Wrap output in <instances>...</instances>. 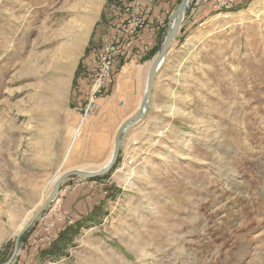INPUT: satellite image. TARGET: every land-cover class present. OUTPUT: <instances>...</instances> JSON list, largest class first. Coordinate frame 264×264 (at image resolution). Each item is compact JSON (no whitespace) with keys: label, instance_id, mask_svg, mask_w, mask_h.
Instances as JSON below:
<instances>
[{"label":"rangeland","instance_id":"obj_1","mask_svg":"<svg viewBox=\"0 0 264 264\" xmlns=\"http://www.w3.org/2000/svg\"><path fill=\"white\" fill-rule=\"evenodd\" d=\"M133 1L0 0V222L35 214L65 162L96 171L109 159L121 125L94 130L108 124L99 115L131 118L145 93L140 64L122 69L130 53L84 115L101 44ZM221 2L187 5L185 19L202 15L171 48L153 107L114 168L62 184L45 214L51 229L56 216L66 229L54 234L38 219L26 232L58 255L45 264H264V0ZM125 85L133 106L123 107ZM73 194L97 206L58 213Z\"/></svg>","mask_w":264,"mask_h":264},{"label":"crops","instance_id":"obj_2","mask_svg":"<svg viewBox=\"0 0 264 264\" xmlns=\"http://www.w3.org/2000/svg\"><path fill=\"white\" fill-rule=\"evenodd\" d=\"M120 1L121 0H119V2ZM126 1L127 0H125V2ZM125 2L123 4L120 2V4L125 5ZM176 3H177L176 0H155V3L152 4L150 8L148 7L145 10L144 14H145L146 19L148 20L149 24L145 29H142L139 32V34L137 35V37L134 39L133 48L130 52V55L123 60V64H122L123 70H126V72H128L129 69H131L129 67L130 65L132 67L133 65L138 63V64H140L138 66H140L142 68V71L139 73L141 75L140 79L143 80L145 78L146 79L148 78V75H149L148 73L150 72L151 65H152L155 57L157 56V54L160 52L162 45H163V42L165 40V37L167 35L168 29H169V25H167V24H168V21L171 19V16L173 15L174 11L177 8ZM200 14H201V12H196L194 14H192L191 12L187 13L186 19L182 23L180 31L177 34L176 39L172 43L170 50L172 47L177 46L179 43L182 42L183 36L192 27V25L195 23V20L200 17ZM121 22H122L121 19L116 21V23L114 25L116 27H114L112 29L113 30L112 33H110L111 31L109 32L111 35L108 34L109 37L107 36L108 38L105 41H107V40L112 41V39L115 38V36L117 35V28L120 24H122ZM164 22H166L165 27L162 25V23H164ZM105 41H103V42H105ZM101 45H103V44H101ZM170 50H169V52H170ZM169 52L166 56V59L169 56ZM123 58H121V59H123ZM88 61L90 62V60H88ZM125 67L127 69H125ZM130 71H131V73H130L131 77L133 75H135V73L132 70H130ZM121 77H123L122 73L118 76V79H120ZM130 86L131 85H125V87L123 89H121L123 91V93H125L127 95L125 102L123 101V105H124L123 107L127 106V103L130 106L134 105L135 98L133 97V94L130 91L131 90ZM117 87L119 89V84L117 85ZM145 90H146V87H145ZM153 103H155L154 100H153ZM151 107H153V104H151ZM130 115H131L130 112L129 113L125 112L124 109H121V111H117L116 113L108 114V116L105 113H102V115L100 114L99 116L100 117L101 116L107 117L108 124H106V123L102 124V123L98 122L97 125L95 126L94 130L96 129V130L100 131L103 128V129H105V131H107L109 134H111L113 132V128L115 126L117 127L118 125L120 126L125 121H127L130 118ZM79 118H78V120H79ZM134 128L135 127H133L127 134V135H130V138H132V130H134ZM129 145L127 144V148ZM122 151H123V147L121 148L120 154L122 153ZM105 156L106 155L104 154L103 157H105ZM87 192H89V191H87ZM77 195L78 194L66 196V200L63 198V206L58 213H62L63 215H66V216L69 215L70 216L75 211H73L72 209H69V208L74 207L76 210L82 212L83 211L82 209L85 208L86 205H89L91 207V210L94 209V206H97V205H94L93 202L91 203L89 198L87 199V201L86 200L81 201L80 203L76 204L75 199L78 197ZM38 196H39L38 193L32 194V197H33L32 204L33 205L35 204V200L37 199ZM70 197H71V199H70ZM66 203H68V207H66V205H65ZM87 212H89V211H87ZM23 217H24V214L19 213L18 216H16L15 220L10 222V225L7 223H3L2 221L0 222V263L1 264L3 263V261H4L3 258L7 255V253H9V251H13V249H14L13 243H14L17 235H18V233H16L15 228H17V226H18L17 224H19L21 222V219ZM51 221L54 224L52 229H51L54 234L55 233L58 234V233L64 231L68 225L67 222L62 217H58V216L51 217ZM12 225L14 226V229L12 228ZM8 228H9V230H8ZM12 230H14V231H12ZM11 234H13V235H11ZM35 234H36V231H35V233L30 232L27 235H24V237L22 238L23 240L21 239L20 251H19V254L16 257V260L14 261L13 264H45V263L51 261L48 259H54L55 257L58 256V255L57 256L56 255L51 256L49 254H47V255L45 254V251L48 252L50 250V248H52L51 247L52 245L50 247H47L46 249L41 248V249H39V251L36 248H34L33 245H31V240L35 236ZM62 258H64V257H62ZM6 261H8V260H5V262Z\"/></svg>","mask_w":264,"mask_h":264},{"label":"water","instance_id":"obj_3","mask_svg":"<svg viewBox=\"0 0 264 264\" xmlns=\"http://www.w3.org/2000/svg\"><path fill=\"white\" fill-rule=\"evenodd\" d=\"M191 0H181L179 5L177 6L175 12L173 13L170 23H169V29L167 32V35L165 37V40L163 42L162 48L160 52L155 57L150 72L148 75L147 80V87L141 102V105L139 107L138 112L130 119H128L123 125L119 128L118 133L116 135L115 145H114V152L112 160L105 169L96 171V172H86V171H80V170H72L67 173H65L60 179L56 182L49 199L46 201V203L33 215L32 219L29 221V223L18 233L15 243H14V249L11 257L8 261H6L3 264H13L16 260V257L19 254L20 251V242L22 237L30 230L32 226L36 223L38 219L42 215L45 214V212L50 208L54 200L57 198L62 184L73 177H79L84 180H93L96 178H100L108 174L116 165L118 161V157L121 152L123 139L128 134V132L135 127L138 123L144 120L147 112L149 111V106L152 101V96L154 92V86L155 82L159 73L160 68L162 67L163 63L165 62L166 56L170 50V47L174 40L176 39L177 34L180 31V28L182 26V23L184 22L185 15H186V7L189 4ZM175 20V23L172 25V21Z\"/></svg>","mask_w":264,"mask_h":264},{"label":"built area","instance_id":"obj_4","mask_svg":"<svg viewBox=\"0 0 264 264\" xmlns=\"http://www.w3.org/2000/svg\"><path fill=\"white\" fill-rule=\"evenodd\" d=\"M150 1L151 0H134L128 9V12L125 10V13L121 16L122 24L117 28L116 37L112 39V41H105L102 48H100L101 50L98 56L99 72L95 79L91 98L87 105L84 117L92 112L95 107L94 101L101 89L106 86L114 67L118 65L121 58L127 56L128 53L131 52L134 39L142 29H145L148 26L149 23L144 12L149 6ZM221 1L222 6L230 5L233 2V0ZM120 2L123 4L125 0H121ZM81 124L78 131H81ZM41 224L47 228L46 231L51 229V224L48 223V219Z\"/></svg>","mask_w":264,"mask_h":264},{"label":"bare ground","instance_id":"obj_5","mask_svg":"<svg viewBox=\"0 0 264 264\" xmlns=\"http://www.w3.org/2000/svg\"><path fill=\"white\" fill-rule=\"evenodd\" d=\"M225 7H227L228 5H224ZM228 8V7H227ZM175 23V20L174 21H172V25ZM86 34H87V32L86 31H84V32H82V37H84V36H86ZM149 71V70H148ZM149 74V73H148ZM115 75H116V73H115ZM147 80H148V78H147ZM53 84H51V94H53V96H58V93H59V89H60V87H59V85H60V83H58L57 81H55V82H52ZM146 87H147V81H146ZM49 89V88H48ZM47 89V90H48ZM50 91V90H49ZM61 91V90H60ZM52 97V96H51ZM56 99V98H55ZM143 99V98H142ZM142 99H141V101H140V103H139V106H138V109H137V112H138V110H139V107H140V105H141V102H142ZM118 106V105H117ZM150 107H151V103H150V106H149V109H150ZM136 112V113H137ZM132 118V117H131ZM130 119V118H129ZM126 122V121H125ZM124 122V123H125ZM123 124H121V126H122ZM118 133V132H117ZM124 140V139H123ZM124 144V143H123ZM113 152H114V150H113ZM113 152H112V154L110 155V157H109V159L104 163V164H102L101 166H99L97 169H96V171H100V170H103V169H105L107 166H109V164H110V162H111V160H112V157H113ZM103 154V153H102ZM82 155V154H81ZM67 164V162H65V164H64V167H62L61 169H59V171L56 173V175L53 177V179H52V183H51V186H52V188H51V190L50 191H48V193L47 194H45L44 195V199L42 200V202H41V207L46 203V201L49 199V196H50V194H51V192H52V190H53V188H54V186H55V184H56V182L60 179V177H62L65 173H67V172H69V171H72L73 169L71 168H69V169H66L67 167L65 166ZM69 167V166H68ZM75 170V169H74ZM77 170H82V171H86V172H96V171H88V170H85V169H78L77 168ZM37 190H39L38 192H40V189H37ZM60 193V192H59ZM59 195V194H58ZM58 197V196H57ZM57 199V198H56ZM55 199V200H56ZM54 200V201H55ZM40 207V208H41ZM39 208V209H40ZM36 212V211H35ZM33 215H34V213H29V214H25L24 215V217L21 219V222L19 223V224H17V225H19V227H18V231H17V233H19L28 223H29V221L32 219V217H33ZM20 217V216H19ZM48 218H47V215L46 214H44V215H42L41 217H40V219H39V222H41V223H43L44 221H46ZM12 224V223H11ZM14 225V224H13ZM14 229V228H13ZM8 230H9V228H8ZM16 230V229H15ZM7 231V230H6ZM12 231H14V230H12ZM11 231V232H12ZM10 232V231H9ZM11 235H13V234H11Z\"/></svg>","mask_w":264,"mask_h":264},{"label":"trees","instance_id":"obj_6","mask_svg":"<svg viewBox=\"0 0 264 264\" xmlns=\"http://www.w3.org/2000/svg\"><path fill=\"white\" fill-rule=\"evenodd\" d=\"M98 179V178H97Z\"/></svg>","mask_w":264,"mask_h":264}]
</instances>
